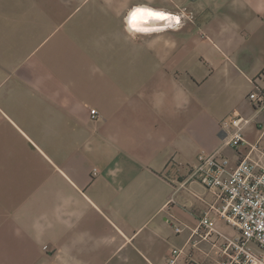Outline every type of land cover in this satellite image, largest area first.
Wrapping results in <instances>:
<instances>
[{
    "label": "crops",
    "instance_id": "obj_1",
    "mask_svg": "<svg viewBox=\"0 0 264 264\" xmlns=\"http://www.w3.org/2000/svg\"><path fill=\"white\" fill-rule=\"evenodd\" d=\"M253 90L264 0H0V264H220L238 229L190 166L260 159Z\"/></svg>",
    "mask_w": 264,
    "mask_h": 264
},
{
    "label": "built area",
    "instance_id": "obj_2",
    "mask_svg": "<svg viewBox=\"0 0 264 264\" xmlns=\"http://www.w3.org/2000/svg\"><path fill=\"white\" fill-rule=\"evenodd\" d=\"M248 99L254 108L264 107V90H253ZM97 111H91V118L97 117ZM248 120L233 113L221 120L222 128H232L227 144L237 153L243 144V124ZM258 150L260 159H252L243 154L232 162L220 151H200L196 161L190 166V173L215 197L220 205L211 207L216 215L238 229L236 237L221 235L225 241L221 264H264V148L251 145ZM216 218L206 211L198 220L196 233L207 239L216 232ZM180 231V227H176ZM46 248V247H45ZM179 249H172L168 255V264H177Z\"/></svg>",
    "mask_w": 264,
    "mask_h": 264
},
{
    "label": "rangeland",
    "instance_id": "obj_3",
    "mask_svg": "<svg viewBox=\"0 0 264 264\" xmlns=\"http://www.w3.org/2000/svg\"><path fill=\"white\" fill-rule=\"evenodd\" d=\"M179 259V258H178ZM220 264H221V262H220Z\"/></svg>",
    "mask_w": 264,
    "mask_h": 264
}]
</instances>
